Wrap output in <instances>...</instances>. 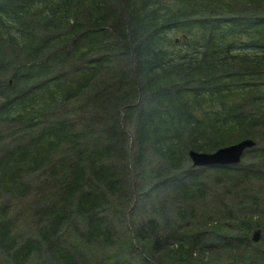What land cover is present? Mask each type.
<instances>
[{
  "label": "trees",
  "instance_id": "1",
  "mask_svg": "<svg viewBox=\"0 0 264 264\" xmlns=\"http://www.w3.org/2000/svg\"><path fill=\"white\" fill-rule=\"evenodd\" d=\"M243 137L238 163L190 165L188 148ZM125 147L164 165L174 216H215L182 237L143 235L147 217L130 235L145 264H264L247 237L264 226V0H0V264H81L63 227L94 256L111 243L104 210L132 202L110 161Z\"/></svg>",
  "mask_w": 264,
  "mask_h": 264
},
{
  "label": "rangeland",
  "instance_id": "2",
  "mask_svg": "<svg viewBox=\"0 0 264 264\" xmlns=\"http://www.w3.org/2000/svg\"><path fill=\"white\" fill-rule=\"evenodd\" d=\"M102 106H105V104ZM123 123L128 124V122H123ZM95 135L97 136L98 134H95ZM8 139L9 138H7L6 140ZM98 142L100 144L104 143L101 140H98ZM121 145L123 144L121 143ZM127 148H128V154H129V157L127 155L128 158H126V155L125 156L121 155L118 151H116L110 159V161H115L114 167H117L116 173L118 177L120 178L121 183L124 186V188L128 192H130L131 201H132L131 205H128L126 207H120V206H117L111 203L104 210L102 220L104 224L110 229L109 237H110L111 243L107 245H105L104 243H99V245L95 247L97 255L94 256L92 255L91 250L88 247H83L81 240L83 242L85 241L83 239H80L78 236L76 238L73 237V235H71V232L68 230V228L63 227L62 235L59 234V236L63 238L65 247L74 246L75 249H77V258L78 259H80V257L84 258V261L81 264H145L144 262H148V263L151 262L150 256L147 253L142 252L141 250L142 247H140L141 245L140 237L138 238L130 237V235L134 233L133 231L136 232V230H138L137 227L139 223L147 219V217H154L156 219H159L160 222L156 228L146 227L144 230L149 231V232L143 233V235L146 236L148 233H150L152 229L155 232L159 231L162 235H168V231L172 230L170 236L175 235L172 237H182L181 235L182 234L184 235L183 230L187 228L189 224H192L193 222H195L197 225L198 224L203 225L215 218L213 212L212 213L210 212L211 206L206 207L208 212H204V213L202 212L201 215H197V216H195V213H194V215L191 217L188 214V211L193 208V205L191 203H186L187 205L185 206L184 213H183L184 217L174 216L173 207L174 205L175 206L178 205L177 198L171 196L169 188L167 189L165 188L166 183H164V185H158V187H156L158 181H156V183L154 184V181H155L154 172L157 171L161 173V171L165 168L164 165L158 160L157 161L148 160L146 164L144 165L138 164V165H135V167H133V164L132 163L130 164L131 151L129 150H131V147H125L123 150L125 151L127 150ZM246 158H247V155L245 154L244 157H242L243 159L242 161L245 162ZM193 168L200 169L201 167H197V168L193 167ZM134 171H137V172L141 171L142 176L138 175L135 178L133 174ZM146 178H148V180H145ZM259 187H264V185L260 183ZM159 201H163L160 203V206L164 207L163 209L160 208V206L159 208L154 207V205ZM164 204L167 205L166 208ZM189 205H191V207H189ZM180 207L183 208V205L180 204ZM262 210H264L263 206L262 207L260 206L258 212L254 214V217H257V218L260 217V219H262L261 217L262 214H259V212ZM169 217H171V220L173 223L170 222ZM31 220L33 221L35 220V218L34 217L31 218ZM75 222H76V219H75ZM254 225L255 224L251 226V228L248 231V235H247L248 240L251 242L250 243L251 246L248 248V250H249V253L256 252L258 256L255 259H259V261H256V262H260L261 258L264 257V226H261L259 228L257 224L256 226ZM261 225H264V223ZM65 228H66V231L63 235V230ZM195 228H198V227H195ZM174 230H177V232H174ZM255 231L257 232V237L255 239H251L252 237L251 233ZM205 235L206 237H211L209 233L208 234L206 233ZM129 238L131 240L129 242L134 245L135 249L130 250L129 247L126 246L125 250H122L123 243H125V241H127ZM74 241H76L75 244H78L77 247L75 246ZM43 244L44 242L41 241L42 253L39 255L37 254L38 256L36 260H38V262L41 261L42 255L44 256L47 255L46 252H44ZM87 244L91 245V247L95 245L94 243H90V244L87 243ZM101 256L104 258H101ZM72 259H76L75 254H74V257L72 256ZM245 259H248V257L242 260H245ZM123 260L125 261V263L123 262ZM242 260L238 261V264H255L251 261L241 262ZM48 263H51V261L46 260L45 264H48ZM208 263H211V261H208ZM166 264H169V263L167 262ZM173 264H186V263L181 260V263L175 262Z\"/></svg>",
  "mask_w": 264,
  "mask_h": 264
},
{
  "label": "water",
  "instance_id": "3",
  "mask_svg": "<svg viewBox=\"0 0 264 264\" xmlns=\"http://www.w3.org/2000/svg\"><path fill=\"white\" fill-rule=\"evenodd\" d=\"M254 140L249 137H243L236 141L216 147L211 151H201L192 148L187 149V156L191 165L208 166L216 164L237 163L243 151L252 146ZM257 237V232H253L252 239Z\"/></svg>",
  "mask_w": 264,
  "mask_h": 264
}]
</instances>
